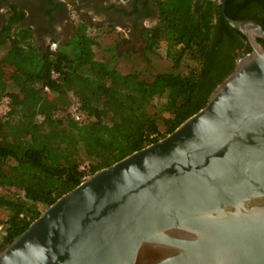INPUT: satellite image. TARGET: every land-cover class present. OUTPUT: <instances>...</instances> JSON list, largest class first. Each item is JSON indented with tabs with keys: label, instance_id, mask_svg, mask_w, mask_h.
<instances>
[{
	"label": "trees",
	"instance_id": "obj_1",
	"mask_svg": "<svg viewBox=\"0 0 264 264\" xmlns=\"http://www.w3.org/2000/svg\"><path fill=\"white\" fill-rule=\"evenodd\" d=\"M138 2L141 8L134 4L129 14L147 19L149 0ZM153 2L159 20L138 36L145 50L160 49L177 73L151 81L96 61L97 42L84 23L56 50L43 53L20 26L21 13L5 21L0 100L8 103L0 117V188L15 193L0 196V209L8 213L1 222L0 251L81 183L80 163H88L91 175L166 137L198 113L250 53L246 39L224 22L221 0ZM225 15L253 20L264 30V0H227Z\"/></svg>",
	"mask_w": 264,
	"mask_h": 264
},
{
	"label": "water",
	"instance_id": "obj_2",
	"mask_svg": "<svg viewBox=\"0 0 264 264\" xmlns=\"http://www.w3.org/2000/svg\"><path fill=\"white\" fill-rule=\"evenodd\" d=\"M172 133L82 179L0 251V264H264V30Z\"/></svg>",
	"mask_w": 264,
	"mask_h": 264
},
{
	"label": "flooded vegetation",
	"instance_id": "obj_3",
	"mask_svg": "<svg viewBox=\"0 0 264 264\" xmlns=\"http://www.w3.org/2000/svg\"><path fill=\"white\" fill-rule=\"evenodd\" d=\"M138 1L141 0H74L70 4L68 0H0V31L14 12L21 13L23 19L20 26L29 30L35 47L43 53L56 50L73 36L78 23H84H73V15L85 18L86 22L89 19L94 22L97 18L101 23L127 28L131 37H137L138 31L146 28L145 22L153 24L154 27L159 20L153 0H149L152 15L147 19L129 14L134 4L140 3ZM137 5L141 8V5Z\"/></svg>",
	"mask_w": 264,
	"mask_h": 264
},
{
	"label": "rangeland",
	"instance_id": "obj_4",
	"mask_svg": "<svg viewBox=\"0 0 264 264\" xmlns=\"http://www.w3.org/2000/svg\"><path fill=\"white\" fill-rule=\"evenodd\" d=\"M84 19L72 16L73 23L77 24L82 21L88 25L89 35L97 42V45L93 47L96 61L112 64L114 69L122 74L138 73L140 80L144 81H151L157 74L177 73L172 69L171 62L162 56L160 49L155 53L145 50L144 42L140 40V37H131L127 28L101 23L97 18L94 22L90 19L86 22ZM144 26L152 28L153 24L145 22ZM52 48L54 49L53 46ZM4 72L9 76L11 70L4 68ZM7 103V99L0 100V117H3L7 111ZM14 193L13 189L0 188V196ZM7 217L8 213L0 209V225Z\"/></svg>",
	"mask_w": 264,
	"mask_h": 264
},
{
	"label": "built area",
	"instance_id": "obj_5",
	"mask_svg": "<svg viewBox=\"0 0 264 264\" xmlns=\"http://www.w3.org/2000/svg\"><path fill=\"white\" fill-rule=\"evenodd\" d=\"M54 51V50H53ZM51 76H52V79H57L58 78V74L55 73L54 71L51 72ZM45 92H48V89L45 88L44 89ZM78 119V117H76ZM78 170L84 174V177L86 176H89L90 175V169H89V165L87 162H83V163H80L79 167H78ZM1 231H2V226L0 225V234H1Z\"/></svg>",
	"mask_w": 264,
	"mask_h": 264
}]
</instances>
